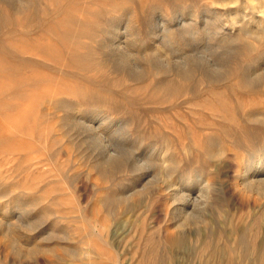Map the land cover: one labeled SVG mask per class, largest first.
Masks as SVG:
<instances>
[{
	"label": "rangeland",
	"instance_id": "obj_1",
	"mask_svg": "<svg viewBox=\"0 0 264 264\" xmlns=\"http://www.w3.org/2000/svg\"><path fill=\"white\" fill-rule=\"evenodd\" d=\"M262 9L0 0V264H264Z\"/></svg>",
	"mask_w": 264,
	"mask_h": 264
},
{
	"label": "bare ground",
	"instance_id": "obj_2",
	"mask_svg": "<svg viewBox=\"0 0 264 264\" xmlns=\"http://www.w3.org/2000/svg\"><path fill=\"white\" fill-rule=\"evenodd\" d=\"M252 1V0H251ZM258 1V0H257ZM30 2V1H29ZM34 2V1H33ZM25 3V2H24ZM27 3V2H26ZM19 4H23V3H19ZM30 4V3H29ZM28 4V5H29ZM27 5V4H26ZM24 5V6H26ZM5 6V5H4ZM22 6V7H24ZM21 7V8H22ZM18 8V7H17ZM37 8H39L37 6ZM252 8V7H251ZM5 9V8H3ZM3 11V10H2ZM261 11V10H260ZM258 11V12H260ZM4 13V12H3ZM10 13V12H9ZM262 13V15L264 16V10L262 9V11L260 12ZM1 14V13H0ZM3 15V14H2ZM195 16V15H193ZM2 17V16H1ZM264 19V18H263ZM3 22V21H2ZM164 24V23H163ZM167 24V23H166ZM261 27L264 26V20L262 21V23L260 24ZM259 25V26H260ZM166 30V29H165ZM170 30V29H169ZM172 30V29H171ZM182 30V29H181ZM248 32V31H247ZM164 34V33H163ZM166 34V33H165ZM179 34V33H178ZM165 36V35H164ZM175 36V35H174ZM178 36V35H177ZM167 37V36H166ZM168 38V37H167ZM181 39V38H180ZM133 40V39H132ZM137 40V39H136ZM120 45V44H119ZM134 45V44H133ZM136 45V44H135ZM176 45V44H175ZM140 46V45H139ZM142 46V45H141ZM128 48V47H127ZM139 48V47H138ZM178 49V48H177ZM138 50V49H137ZM141 51V50H140ZM149 51V50H148ZM137 54V53H136ZM262 56V55H261ZM260 59V58H259ZM92 69V68H91ZM231 72V71H230ZM183 78V77H182ZM179 79V78H178ZM185 79V78H184ZM249 81V80H248ZM263 85H264V80L262 81ZM171 83V82H170ZM247 83V82H246ZM249 83V82H248ZM165 84V83H164ZM250 85V83H249ZM252 86V85H251ZM166 90V89H164ZM162 91V90H161ZM262 115V114H261ZM263 147V146H262ZM264 151V150H263ZM262 151V152H263ZM257 152V151H256ZM255 153V152H254ZM259 153V152H258ZM257 154V153H255ZM264 155H260L257 154L253 157V161L252 163L255 164L256 168H253V170H258V175L251 177V178H243L245 180L242 181L241 183V193H247V194H253V195H259L260 199H264V162H261V158H263ZM251 158V157H250ZM249 164V163H248ZM239 165V164H238ZM251 167V166H250ZM249 167V168H250ZM253 167V166H252ZM260 170V171H259ZM247 172V171H246ZM261 172V173H260ZM239 174V173H238ZM248 174L243 173V176H246ZM208 176V175H207ZM239 177L241 176V174L238 175ZM252 176V175H251ZM247 177V176H246ZM247 179V180H246ZM201 186V185H200ZM211 188L209 186V184L205 183L201 189H200V193H199V210L202 206H206V203L210 202L211 199ZM173 202H177V206L175 207V210L179 213L185 214V212H187L186 208L188 207V204L190 203V197L188 196V194L184 193V192H180L179 190L174 191L173 195L170 198ZM228 204H232V206L234 208L239 207V206H244V201L242 200H238V197L236 198L234 195H232V197L230 198V200H227ZM246 204V203H245ZM217 207H221L224 206V204L222 205H218L216 204ZM195 207V206H194ZM202 209V208H201ZM181 214V215H182ZM189 216V214H187ZM231 215V214H230ZM187 218V217H185ZM232 225V222H231ZM182 226V224L180 225V227ZM232 230L234 231L233 234H235L234 236V240L237 239V237L239 238V230L237 228H232ZM12 234V233H11ZM232 237V236H231ZM222 254V253H221ZM220 260V259H219Z\"/></svg>",
	"mask_w": 264,
	"mask_h": 264
}]
</instances>
